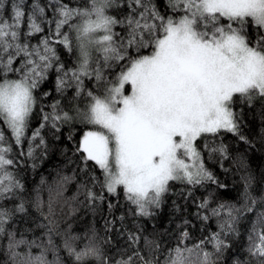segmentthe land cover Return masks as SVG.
I'll return each instance as SVG.
<instances>
[{
	"label": "snow or ice",
	"instance_id": "obj_1",
	"mask_svg": "<svg viewBox=\"0 0 264 264\" xmlns=\"http://www.w3.org/2000/svg\"><path fill=\"white\" fill-rule=\"evenodd\" d=\"M6 3L0 0V252L8 264H132V256L113 260L92 229L83 235L71 226L59 229L49 220L51 195L44 216L49 222L39 225L46 228L44 237L18 238L12 224L17 214L23 219L29 202L15 157L32 161L35 169L48 152L45 129L58 141L66 125L90 126L74 152L85 177L78 191L94 214L106 209V231L118 237L127 231L125 213L117 215L121 208L136 218L155 217L169 196L187 200L198 186L226 187L206 166L205 153L223 167L230 158L225 134L249 143L241 133L243 108L256 100L264 104V0H33L27 16L25 0H14L10 20ZM86 80L94 81L96 91L85 87ZM52 91L58 98L46 106L50 110L40 106L39 126L29 135L39 99ZM242 179L243 210L226 203L213 207L211 196L197 206L205 224L217 218L218 231L189 246L184 218L162 261L145 260L136 249L132 255L144 264H264V192L254 195L252 177ZM72 180L62 177L56 195ZM30 203L43 209L39 190ZM172 211L181 212L177 200ZM246 213L255 214L247 258H230ZM139 239L128 231L130 246Z\"/></svg>",
	"mask_w": 264,
	"mask_h": 264
},
{
	"label": "trees",
	"instance_id": "obj_2",
	"mask_svg": "<svg viewBox=\"0 0 264 264\" xmlns=\"http://www.w3.org/2000/svg\"><path fill=\"white\" fill-rule=\"evenodd\" d=\"M14 0H7L5 5L4 16L6 19L11 18V5ZM33 0H25L24 10L27 13L30 11V5ZM43 2V0H42ZM49 17L51 12L48 13ZM25 16V22L22 30L27 29V19ZM119 31V29H117ZM35 42V40L33 41ZM60 54L69 64L72 60L68 57V54L61 49ZM119 69L112 70L118 72ZM109 78L114 79V76L109 73ZM85 87L96 91L94 81H85ZM45 90H51V85ZM74 94V89L68 91V96ZM101 94V93H97ZM58 96L55 91H52V95L47 98L41 97L39 99L36 113L31 121L29 128V135L31 131L39 126L40 123V106H47ZM63 104H67V101H62ZM86 101L79 102V107L84 108ZM46 110H50L47 109ZM237 111L240 110V106H237ZM90 129V126L77 122L75 126L66 125L62 128V135L60 140H54L52 133L45 129L43 135L47 140L48 152L46 157L37 160V166L35 169L32 167V161H26L24 158L16 156L19 160V166L15 169L18 178L25 185V198L29 202L28 211L20 218L14 219L12 227L18 233H23L26 239H37L44 237L46 228L39 225L47 224L51 220L59 229L64 230L71 226L73 234L83 235L89 229L94 230L98 236V242L104 246V248L110 252L113 260L123 257L127 259L132 256V264H144V261L139 256H134L133 250H138L145 260L159 259L162 261L166 251L176 245L178 241V229L177 224L186 218L189 224L186 225L187 230L191 235V240L187 241V244L191 246L197 241L203 239L209 234V232L218 231V220L216 217H212L210 221L205 224L196 215L198 211V204L203 199L213 197L212 206L216 204L226 203L235 206L236 208L244 209V191L245 182L242 179L244 176L252 177L251 192L254 195L259 196L264 192V104L260 100H256L252 107H244L241 120V133L247 137L249 143H244L236 136L228 133L224 135V142L229 147L230 158L223 161V167L218 162V157L213 160L207 159V153H205L206 166L213 172L219 184H223L226 187H219L218 184H208L205 187H197L192 190V195L187 200L178 198L177 196H169L166 204L159 211V214L155 217H142L136 218L126 212V208H121L120 212H124L126 220L124 228L127 229L122 236H117L115 230L109 233L106 231L105 219L107 218L106 209L102 212L93 213L88 210L84 205L86 203L85 196L82 192L78 191L79 184L84 181L85 177L80 173L79 155H74L76 145L78 144L83 133ZM71 132L72 139L67 137ZM5 134L7 130L5 129ZM10 140V135H9ZM198 144L202 147V141H198ZM27 143L25 142V150ZM14 152H18L14 146ZM41 150L37 149L39 155ZM91 163V162H90ZM82 166V165H81ZM99 175V170L96 172ZM73 177L72 182L65 186L62 195L57 196L55 189L62 177ZM182 185H174V189L178 190ZM50 189H52L50 193ZM37 190H39L40 198L43 201V209L38 210L34 204L30 203L34 200ZM99 192V188L95 189ZM51 195L53 213L49 215V220H45L44 216L48 214V202ZM177 200L181 206V212L173 215L172 201ZM121 202L123 203V196L121 195ZM262 205L258 204L259 210ZM203 214V213H201ZM255 219L254 213H246L242 216V219L238 225L240 229V236L238 239H232V249L227 253L228 257H233L237 254L242 258H247V253L244 249L248 245V235L251 230L252 221ZM120 227L119 222L116 225ZM128 231L134 232L139 235V243L137 245L130 246L127 241ZM111 236V243L105 244L104 241L107 237ZM255 240V237H254ZM6 243V241L4 242ZM159 244V251L156 250V246ZM210 248V246H208ZM33 252H38V249H33ZM0 264H8L7 257L0 252ZM255 264V261H252Z\"/></svg>",
	"mask_w": 264,
	"mask_h": 264
},
{
	"label": "rangeland",
	"instance_id": "obj_3",
	"mask_svg": "<svg viewBox=\"0 0 264 264\" xmlns=\"http://www.w3.org/2000/svg\"><path fill=\"white\" fill-rule=\"evenodd\" d=\"M87 130H89V129H87ZM87 130H86V131H87Z\"/></svg>",
	"mask_w": 264,
	"mask_h": 264
}]
</instances>
